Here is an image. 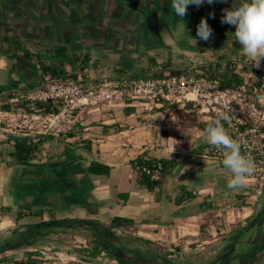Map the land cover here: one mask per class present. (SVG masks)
<instances>
[{"label":"crops","instance_id":"obj_1","mask_svg":"<svg viewBox=\"0 0 264 264\" xmlns=\"http://www.w3.org/2000/svg\"><path fill=\"white\" fill-rule=\"evenodd\" d=\"M232 5L233 0H214L212 5L205 2L200 7L190 5L182 19L195 27L189 26L192 31L197 30L202 18L207 20L213 30L212 53L222 51L231 57H245L240 52L242 46L231 34L235 27L221 23L222 9H230ZM180 20L172 11L171 0H0V99L10 92L19 97L21 92L39 86L47 77L40 69L41 56L48 49L61 46H68L72 52H89L93 61H101L100 66L106 68L92 72L93 77L112 76L110 71L114 75L118 72L131 73L146 52L154 54L168 49L162 43L155 48V52L150 51L157 45L155 34L160 32L157 24L161 21L168 30V27L171 29L168 26L170 23H181ZM6 38L10 42H5ZM11 41L27 45L33 60L25 58L26 50L12 46ZM245 58L247 62H253ZM257 69L264 72V60ZM65 70L71 71L67 63ZM123 104L118 103L113 118H109L110 114L103 116L107 119L98 123L101 135H93L99 137L97 140L102 147L128 148L125 156L128 162L118 160L114 164L103 160L99 154H93L95 157L91 161L96 159L110 164L113 167L110 178L118 183L127 173L130 182L136 181L131 160L147 149L159 156L178 158L179 164L166 181L162 193H159L160 198L157 191L148 192L145 187L131 190L129 200H123L120 205L118 216L135 219L137 224L110 229V224L101 218L102 205L108 201L109 192L101 179L88 174L91 161L86 167L70 163L67 169L60 171L62 180L57 185L46 182L39 186L42 181L40 168L32 169L26 173L28 179L23 177L28 183H23L21 187L15 182L13 175L16 172H12L11 165L25 168L12 159L10 163L0 162V246L3 247L0 264L26 260L30 251L39 252L34 257L43 261L41 264H187V261L189 264H264V195H249L254 181L247 177L243 187L229 190L227 182L232 174L217 160L204 156V150L209 145L204 137H200L197 146L191 150L164 146L160 142L161 134L162 138L174 139L171 135L174 126H169V120L163 125L152 123V120L158 121V114L149 115L151 118L147 119L148 116L146 118L140 113L137 103L132 104L137 108L136 112L126 116L124 108L127 104ZM95 116L91 119L102 120L100 115ZM91 119L80 125L85 137L94 130L89 123ZM123 121L129 124H123ZM117 125L122 127L117 133L106 134L103 130ZM141 130L145 132V138H134V133ZM80 135L77 134L75 139ZM128 137L129 142L126 141ZM9 138L13 137L0 138V152L7 153L13 148L7 140ZM42 161L39 160L42 164L39 166H48L45 160ZM57 165H50L49 168H56ZM122 167L128 170L123 172ZM49 168L44 171L48 176ZM16 176H19L18 173ZM182 186H187L198 197L181 205L174 203L171 197H175ZM14 187L17 188L15 192L10 190ZM38 191L52 192L50 204H42L45 205L42 207L48 205L42 218L25 217L18 221L16 215L12 220L3 211L8 206V194L18 193V200L25 203L28 193ZM138 191L142 195L138 196ZM53 203L66 208L60 210ZM154 203L160 205V211L153 210ZM80 206H84L86 212L80 211ZM19 207L32 209L29 202ZM53 216L73 222L64 224L71 231L79 228L82 231L75 238L67 237L64 242L57 241L56 234L32 231L37 223H52ZM202 226L205 227L203 230ZM30 232L27 239L9 246L14 234L28 235ZM100 236L104 245H110L107 250L114 249L111 250L113 256L105 252L98 258L90 256L87 250ZM188 252L191 259L187 258Z\"/></svg>","mask_w":264,"mask_h":264},{"label":"built area","instance_id":"obj_2","mask_svg":"<svg viewBox=\"0 0 264 264\" xmlns=\"http://www.w3.org/2000/svg\"><path fill=\"white\" fill-rule=\"evenodd\" d=\"M242 75L245 82L237 88L191 72L147 78L125 74L65 80L45 78L39 86L19 95L20 100L28 102L29 111L0 108V138L69 133L78 108L102 101L135 104L151 100L158 106L167 102L178 108L192 103L193 110L210 120L217 118L220 111L229 112L231 119L222 123L240 143L241 154L254 162L255 171L249 176L254 185L249 195L260 197L264 195V77ZM58 102L63 104L59 112L45 113L40 107ZM203 154L223 165L221 150L208 145Z\"/></svg>","mask_w":264,"mask_h":264},{"label":"trees","instance_id":"obj_3","mask_svg":"<svg viewBox=\"0 0 264 264\" xmlns=\"http://www.w3.org/2000/svg\"><path fill=\"white\" fill-rule=\"evenodd\" d=\"M5 42H10L8 38ZM12 46H16L18 49L26 50L24 54L25 58L28 60H33L32 54L27 50L26 45L18 41H11ZM164 54L158 51L154 54L145 53L143 58L138 59L135 70L131 73L128 72H118L117 75H128L131 78H147V77H160L167 74H177L191 72L198 76H204L211 79L220 80L224 86L237 88L244 84L245 77L242 73H254L260 79L264 77V72L257 69L254 62H247L246 58L243 57L241 60H233L231 57L226 55L227 62L222 59L223 57L217 58L216 61L206 60L201 64L193 67H178L175 62L170 58H164ZM229 57V58H228ZM160 58L162 61H160ZM45 60H49L48 62ZM54 62L56 64H54ZM71 66V71L65 70V64ZM101 61H93V58L89 52L78 51L72 52L68 46H61L58 48L48 49L45 55L41 56L39 61L40 69L47 76L49 80H65V79H79V78H91L92 72H98L99 70L106 68L105 66H100ZM261 86V82L258 83ZM2 94V92H0ZM17 101H12L17 99ZM170 103H163L162 108L171 107ZM40 107L45 113L59 112L63 107L62 103H49L40 104ZM175 107V115L184 121L195 122L200 128L205 129L210 122H202L199 118V112L193 110L192 103L187 105L185 108ZM0 108L11 110L14 112H25L29 111L28 102L25 100H20L18 95L15 93H8L3 95L0 99ZM137 108L132 105V101H129L127 106H125L124 111L126 116H130L136 112ZM104 132L110 134L112 132H119L122 130L120 125L115 127H105ZM68 136L70 138H75L77 136L75 130L71 132ZM57 139L56 136L46 135L37 137H13L7 139L10 144L13 145L10 151L7 153L0 152V158L4 159V155L7 158L15 160L19 164H28L35 160L41 158L45 153L46 142L54 141ZM83 149L92 154H95L93 147L94 142L90 139L84 140ZM53 144H50V147ZM179 164L178 158H168L164 156H159L157 153L151 150H145L141 152L136 158L131 160V165L137 172L138 183L140 186L145 187L149 192L160 191L163 189L168 178L173 174L174 170ZM113 167L110 164L102 162L101 160H92L88 167V174L94 177H110ZM198 195L191 191L187 186H182L179 193L175 197H171L172 201L181 205L186 201L197 198ZM122 200L127 202L130 198V193H122ZM212 208V206L210 205ZM6 213H11L14 208L7 206L3 208ZM44 215L43 210H33L27 207H21L17 212V220H22L25 217L31 218H42ZM50 222H54L57 225H64L65 223H73L69 220H58L55 216L52 217ZM74 224V223H73ZM137 221L132 218L117 216L111 223L110 229H120L128 226H134ZM202 226V230H203ZM205 228V227H204ZM106 230V228H104ZM108 230V229H107ZM102 241V237H98L93 241V246L87 251L93 258H98L104 252L112 255L111 250H107ZM0 251H3V247H0ZM37 251L28 252V258L26 260L17 261L15 264H41L40 259L34 256L38 255Z\"/></svg>","mask_w":264,"mask_h":264},{"label":"rangeland","instance_id":"obj_4","mask_svg":"<svg viewBox=\"0 0 264 264\" xmlns=\"http://www.w3.org/2000/svg\"><path fill=\"white\" fill-rule=\"evenodd\" d=\"M184 24H185V29L181 23H177V24L170 23V25L168 26H170L171 29H169L168 27V30H167V26L163 27V24L160 21L157 24L160 32L158 34H155L156 35L155 42L157 45H154L152 48H150L151 50L150 49L149 50L151 52H155V48L160 47L161 46L160 44L163 43V45L166 46V48H168V49H162L161 51L165 55L164 58L172 59L175 62V65L178 67H185V66L192 67V66L201 64L203 62H206V60L216 61L217 58L219 57H223L222 59L225 61V63L227 62L226 54L224 52L222 51L216 52L217 54L212 53V39H210L207 42L197 39L198 38L196 35L197 30L192 31L193 29H191L189 26L193 28L195 27L191 24L189 25L188 23H184ZM157 35H160V37ZM191 38L196 39L197 43L194 44ZM164 58H160V61H162V59ZM231 58L233 60H241L243 57L241 56L239 58H236V57H231ZM110 73H112L111 75L115 74L113 71H110L109 74ZM42 74L44 73L42 72ZM118 103H123V102L118 101V100L113 101V102L102 101V102L93 103V104H89L86 106H82L81 108H78L75 112L76 117L73 119V121L70 124L72 125L73 130H71L69 133H60L57 135H53V136H56L57 139H55L54 141L46 142L47 146L44 149L45 153L41 156L39 160L40 161L45 160V163L47 162L48 166L41 167L42 164H40L39 160H35L34 162H31L28 164H21V166L25 169H18L15 167V165H11L12 166L11 168H13L12 172L14 173L16 172L19 175V176H16V173L15 175H13L15 178V182L17 183V186L21 187L22 184L26 182L25 179L26 178L28 179V176H26L27 175L26 173L30 172L32 169L34 170H37V168L41 169V171L39 169V173H40L39 176L41 178L40 180H42L41 183H39V186H40V184L43 185V183H46V182H49V184L52 182L53 185L60 184L62 180L60 178V171L67 169L66 167H69L70 163H72L71 165H73V163H78L79 164L78 167L80 166L86 167L88 161H91V159L94 158L95 156L93 154L88 153L87 151L83 149L82 143L84 142V139L85 140L93 139L95 141L94 147H93L95 155L99 154V156H101L103 160H107L108 162H111V163L114 162V164H116L118 160H121V161L124 160L126 162L127 158L125 156L128 153V148L117 149V148H114L115 146H112L110 148L102 147L101 145H99V142L97 140V138L99 139V137H96L93 135V134L96 135L97 133H99L98 135H101L100 134L101 127L99 128L98 123L99 122L102 123L104 122L103 119H107L103 117L105 114H110L109 118H113L114 117L113 115L116 114L115 113L116 109H118L116 108ZM136 105H138L137 107L140 109V113L144 117L148 116V118L146 117L147 119L151 118V116L149 115L158 114L157 116L158 121L152 120V123L163 125L164 122L166 123V121L169 120V123H168L169 126H174L171 132V135L173 136L174 139L162 138L164 136L163 134H161L162 136L160 137V142L162 143V145L177 147L178 149H186V150L188 149L191 150L197 146L200 137H202L201 132L204 129L200 128L195 122H192V121L186 122L180 119L177 115H175V111H174L175 107L171 106V107H167L163 109L162 106L156 105V103L151 100L148 102H138ZM93 115H96V116L100 115L102 117V120L100 118H99L100 120L91 119ZM199 118L202 122L212 121L209 118H205L201 114H199ZM89 119H91L89 123L94 128V130H92L93 132L91 134L87 133V135L89 136L85 137L82 135L80 125H82L83 122ZM122 123L129 124L128 121H123ZM74 130L77 134H81L80 137H77L75 139V138H70V136H68ZM142 131L143 130L135 132L134 136L133 134H130V135L138 140L139 139L143 140L146 134L144 131L143 132ZM122 139H124V137H122ZM110 140L112 141V139ZM126 141L128 142L130 141L129 137L126 139ZM50 144H53L52 145L53 147H50ZM50 153H52V155ZM129 154L133 155V153H129ZM3 158L4 159H2V157L0 158V162L10 163L11 158L7 160L6 155H4ZM38 164L41 166H39ZM55 164L56 165L58 164L56 168L54 167L53 168L51 167V169L49 168L50 165H55ZM48 168L50 169V171L47 170V172L50 173L49 174L50 177L48 176V173L44 172ZM131 169L134 171V175L136 177L135 182H130L128 178L129 176L128 173L126 174V177H124L123 180H121L118 183L114 182L110 177H97V179L102 180V185L107 186V190L109 192L108 194L109 199L102 205V212H101V218L105 223L110 224L111 221L115 217L118 216L119 211L121 210L120 205H122V202H123L121 198L122 193H130L131 190L143 189L142 186H140V184L137 181V172L133 168L132 165H131ZM121 170L123 172H126L128 168L122 167ZM23 177H26V178L24 179ZM33 182H37V180H33ZM15 187L14 189L10 188V190H14L15 192V190H17V188L15 189ZM40 191L36 193L34 192L28 193L29 195H27V199H25L26 200L25 203H24V200L22 202L21 200H18V197H19L18 193H16L15 195L8 194L7 199H6V205L15 208L14 211H12L11 213H8L9 218L13 220L14 217L17 215V212L19 211V208H20L19 206L27 204V202H29V208L44 210V208H46L50 204L49 203L51 201L50 194H52V192L51 191L40 192ZM157 193H158L157 194L158 198H160L161 194L159 193H162V190L157 191ZM139 195H142V192L138 191V196ZM173 202L176 203L175 201ZM42 204H48V205H46V207H42V206H45ZM55 204L53 206H55ZM56 207H59L60 210H64L66 208L65 205H58V204L56 205ZM67 207L69 206L67 205ZM79 208H81L80 211L86 212V208H84V206L83 207L80 206ZM152 208L153 210H158V211H160L161 209L160 205H157L155 203L153 204ZM40 223H37L36 226L32 229L34 233L40 230L39 233L41 234L46 233V232L51 235L56 234L57 241H61V242L66 241L67 237L75 238V235L79 234L80 231H82L81 228L71 231L70 228H68L67 226L57 225V224L54 226L39 227ZM83 231L85 232V230ZM31 232L28 233V235L27 234L25 235L24 233L14 234L9 242V246H12V243L16 241L18 242V241L27 239L29 235L31 234ZM0 240L2 241L1 238ZM189 256H190V253L188 252L187 258L191 259L189 258ZM14 263H16V261ZM187 264H189V261H187Z\"/></svg>","mask_w":264,"mask_h":264},{"label":"clouds","instance_id":"obj_5","mask_svg":"<svg viewBox=\"0 0 264 264\" xmlns=\"http://www.w3.org/2000/svg\"><path fill=\"white\" fill-rule=\"evenodd\" d=\"M205 2L212 5L214 0H171V8L176 16L181 18L179 22L185 29L182 18L187 15L188 7L190 5L200 7ZM222 2H227V0H222ZM222 11L224 15L221 17V23L235 27L234 33L231 34L234 40L242 46L240 52L253 61L255 67L258 68L261 60H264V0H233L232 7L222 9ZM196 35L205 42L211 39L213 30L206 19H201ZM191 39L194 44L197 43L196 39ZM230 119L229 112L220 111L218 117L213 119L201 132V136L209 145L222 151L223 166L232 174L227 182V188L236 190L243 187L247 177L253 174L255 164L241 154L240 143L233 139L224 127L222 122Z\"/></svg>","mask_w":264,"mask_h":264},{"label":"water","instance_id":"obj_6","mask_svg":"<svg viewBox=\"0 0 264 264\" xmlns=\"http://www.w3.org/2000/svg\"><path fill=\"white\" fill-rule=\"evenodd\" d=\"M52 224L54 225L56 223H54V222H52V223L42 222V223H40L39 227H42V226H51Z\"/></svg>","mask_w":264,"mask_h":264},{"label":"flooded vegetation","instance_id":"obj_7","mask_svg":"<svg viewBox=\"0 0 264 264\" xmlns=\"http://www.w3.org/2000/svg\"><path fill=\"white\" fill-rule=\"evenodd\" d=\"M105 246H106V248H107V247H110V245H109L108 243H106V245H105ZM112 249H113V248H112ZM112 249H111V250H112ZM113 250H114V249H113Z\"/></svg>","mask_w":264,"mask_h":264}]
</instances>
